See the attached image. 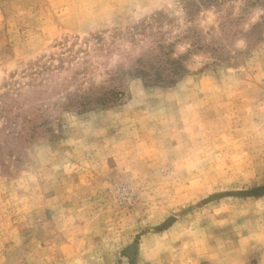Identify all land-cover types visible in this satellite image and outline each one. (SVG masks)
I'll list each match as a JSON object with an SVG mask.
<instances>
[{
  "label": "rangeland",
  "instance_id": "1",
  "mask_svg": "<svg viewBox=\"0 0 264 264\" xmlns=\"http://www.w3.org/2000/svg\"><path fill=\"white\" fill-rule=\"evenodd\" d=\"M0 264H264V0H0Z\"/></svg>",
  "mask_w": 264,
  "mask_h": 264
}]
</instances>
